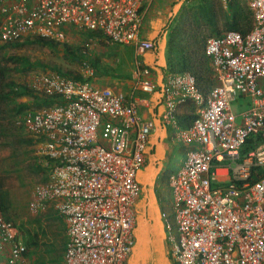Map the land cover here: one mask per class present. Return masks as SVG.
<instances>
[{
    "label": "built area",
    "instance_id": "obj_1",
    "mask_svg": "<svg viewBox=\"0 0 264 264\" xmlns=\"http://www.w3.org/2000/svg\"><path fill=\"white\" fill-rule=\"evenodd\" d=\"M151 1L0 0V42L35 36L64 44L71 31L96 33L104 39L96 42L132 46L141 56L157 47L142 33ZM231 1L218 0L224 8ZM247 7L252 28L245 36L226 31L206 40L215 83L208 93L190 74L170 72L160 87L142 64L135 75L133 94L162 99L160 119L186 148L182 166L167 177L172 215L164 221L176 264H264V0H247ZM83 64L80 81L54 70L32 80L38 96L59 100L14 120L39 145L47 179L29 208L50 206L62 219L66 264H124L155 124L126 95L93 85L95 70ZM239 100L248 109L237 114ZM184 104L196 116L188 128L178 124ZM3 251L6 264H24L17 229L0 211Z\"/></svg>",
    "mask_w": 264,
    "mask_h": 264
},
{
    "label": "rangeland",
    "instance_id": "obj_2",
    "mask_svg": "<svg viewBox=\"0 0 264 264\" xmlns=\"http://www.w3.org/2000/svg\"><path fill=\"white\" fill-rule=\"evenodd\" d=\"M213 2L217 18L216 25L211 22L210 17H206L202 21L196 19L199 16L197 10L201 4L195 3L171 18L172 22L166 30L168 34L167 37L165 36L166 40H169L172 30L182 23L180 26H185V39L187 40L186 43L183 38V46H190L193 48L192 51H195L197 46L193 43V39L196 36L200 41L198 44L203 46L200 54L203 56L206 40L213 37L214 34H222L227 31L226 22L230 21L232 17V13L222 5L220 6L217 0H213ZM240 4L248 9L247 0H240ZM162 20H167V18ZM89 42V39L77 32L68 33L64 44H55L51 48L30 45L8 48L0 42V67H4L7 74L4 84L13 83L15 87L29 86L32 84V80L46 72L40 67L27 72L20 71L21 65L14 64L10 60L11 57H24L33 63L40 62L47 65L48 68L54 67L73 76L81 75L83 73L81 63L73 61L66 54L67 52L65 53V44L74 50L89 48L90 59L92 61L96 58L99 60L97 75L106 74L119 79H129L132 71H136L134 58L137 54L134 48L128 51L124 49V45L109 46L101 42L96 44ZM92 46L93 48L90 49ZM121 54L124 55L121 56ZM9 90V87H5L4 93ZM27 102L33 103L32 98L4 99L0 97V185L10 193L12 204L9 216L10 221L17 229L18 240L26 249L24 264H66L62 219L50 206L38 212H33L29 208L35 187L45 183L47 179L38 164L39 145L32 137L14 125L16 107L20 103ZM239 103L243 106L241 110L236 106V102L232 104V108L237 114L248 109V106L244 105V100H239Z\"/></svg>",
    "mask_w": 264,
    "mask_h": 264
},
{
    "label": "crops",
    "instance_id": "obj_3",
    "mask_svg": "<svg viewBox=\"0 0 264 264\" xmlns=\"http://www.w3.org/2000/svg\"><path fill=\"white\" fill-rule=\"evenodd\" d=\"M204 1L152 0L147 5L142 33L145 38L157 43V47L139 58L135 56L136 71L142 64L149 71V79L159 87L166 82L165 76L170 73L166 30L172 22L171 18L195 3L204 6ZM164 18L167 20H162ZM131 48L133 47L125 46L124 49L129 51ZM136 71H132L129 79L96 73V78L92 80V84L98 88L108 87L125 94L136 105L140 115L155 124V131L150 136L145 164L138 174L141 191L133 210L134 245L124 264H176L171 255V246L164 226L165 216L172 215V197L167 177L182 166L186 148L175 143L174 132L160 119V110L163 109L162 99L157 94H133ZM188 105L184 104L180 107L179 116L194 114V107ZM6 256V251L0 252V264H6Z\"/></svg>",
    "mask_w": 264,
    "mask_h": 264
},
{
    "label": "trees",
    "instance_id": "obj_4",
    "mask_svg": "<svg viewBox=\"0 0 264 264\" xmlns=\"http://www.w3.org/2000/svg\"><path fill=\"white\" fill-rule=\"evenodd\" d=\"M219 3V2H218ZM204 6H200L198 8L199 16L204 15L203 17H196V19H199V21H202L206 17H210L211 22L216 25L217 18L215 17V5L213 0H205ZM220 5V4H219ZM221 6V5H220ZM222 8V7H221ZM228 11L232 13V17L230 18V21L226 22L227 31H236L239 32L242 35H246L252 28V16L250 14V11L243 7L240 4V0H232L231 3L228 6ZM182 24V23H181ZM181 24H178L177 28L175 27L170 36L169 40L167 41V59H168V65H169V71L174 74H190L192 75L196 83L199 87V89L204 92L208 93L210 88L214 86V80L211 77L210 74V65L209 61L206 58L204 54L203 49V56H200L201 50L203 46H200L198 43L200 41L198 40V37L194 36L193 43L197 46V49L195 51H192L193 48L190 46H183V38L185 39V26H180ZM226 32V31H225ZM87 39L93 40V39H99L104 40L103 37L99 34H83ZM221 34H217L214 36H220ZM191 36L189 35V38ZM186 40V39H185ZM94 44H96V40H93ZM101 43L106 44L104 41H101ZM187 43V40H186ZM206 43V42H205ZM55 42L41 38V37H28L23 39L20 42L11 43V44H5V47H18V46H39L44 48H51L53 47ZM108 45V44H106ZM199 45V46H198ZM110 46V45H109ZM89 48H82L81 50H74L68 45L65 44V53L72 58L73 61H78L81 63V66L84 65L83 63L88 62L90 66L95 70V73H99V60L96 58L93 61L90 59V54L88 53ZM10 60L14 64L21 65L20 71L27 72L35 68H42L45 71L47 70H54L59 72L60 74H65L66 76L73 77L76 80H83V76L77 75L73 76L67 72L61 71L60 69H56L54 67H49L45 64H42L40 62H34L24 58V57H11ZM91 60V61H90ZM44 71V72H45ZM6 69L3 67H0V97L4 99H12L15 97L22 98V97H31L33 100V103L27 102V103H20L16 107V117L26 113L29 110H39L42 108H48L53 107L56 105L58 98L55 99H49V98H43L38 96L30 87L28 86H16L13 83L10 84H4V81L6 80ZM96 76V74H95ZM5 87H9V91L7 93H4ZM189 107L191 105H188ZM193 107V106H192ZM15 117V118H16ZM196 116L195 114L191 116L178 115V124L181 128H188L193 120H195ZM32 140V139H31ZM30 140V141H31ZM11 197L10 193L7 189H3L0 185V211L2 212L3 216L7 220H11L9 216V210L11 208Z\"/></svg>",
    "mask_w": 264,
    "mask_h": 264
}]
</instances>
